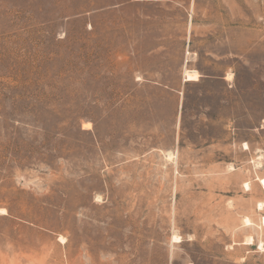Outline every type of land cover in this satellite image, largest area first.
<instances>
[{
  "label": "rangeland",
  "instance_id": "1",
  "mask_svg": "<svg viewBox=\"0 0 264 264\" xmlns=\"http://www.w3.org/2000/svg\"><path fill=\"white\" fill-rule=\"evenodd\" d=\"M263 180L264 0H0V264H264Z\"/></svg>",
  "mask_w": 264,
  "mask_h": 264
},
{
  "label": "bare ground",
  "instance_id": "2",
  "mask_svg": "<svg viewBox=\"0 0 264 264\" xmlns=\"http://www.w3.org/2000/svg\"><path fill=\"white\" fill-rule=\"evenodd\" d=\"M185 81H198L199 79V75L196 73V72H189V71H185ZM262 184L264 186V180L262 181ZM246 223V222H245ZM263 225H264V218H263V221H262ZM251 225V223H250ZM174 239V238H173ZM177 240V238H175ZM251 241H249L250 243Z\"/></svg>",
  "mask_w": 264,
  "mask_h": 264
}]
</instances>
